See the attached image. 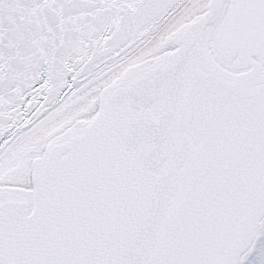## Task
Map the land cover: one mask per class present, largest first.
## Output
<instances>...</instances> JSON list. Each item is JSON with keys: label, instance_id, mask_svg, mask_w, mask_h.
<instances>
[{"label": "snow or ice", "instance_id": "obj_1", "mask_svg": "<svg viewBox=\"0 0 264 264\" xmlns=\"http://www.w3.org/2000/svg\"><path fill=\"white\" fill-rule=\"evenodd\" d=\"M0 264H264V0H0Z\"/></svg>", "mask_w": 264, "mask_h": 264}]
</instances>
